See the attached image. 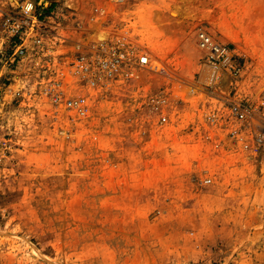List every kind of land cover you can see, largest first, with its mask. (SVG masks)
<instances>
[{"label":"rangeland","instance_id":"1","mask_svg":"<svg viewBox=\"0 0 264 264\" xmlns=\"http://www.w3.org/2000/svg\"><path fill=\"white\" fill-rule=\"evenodd\" d=\"M66 2L0 0V264H264V0ZM116 25L158 72L88 88L65 62ZM198 30L237 70L212 87Z\"/></svg>","mask_w":264,"mask_h":264},{"label":"built area","instance_id":"2","mask_svg":"<svg viewBox=\"0 0 264 264\" xmlns=\"http://www.w3.org/2000/svg\"><path fill=\"white\" fill-rule=\"evenodd\" d=\"M122 0H114L120 2ZM31 4L24 7V12L29 13ZM23 22L14 19L12 31L19 32ZM110 39L101 40L87 52L79 50L66 60L67 72L78 80L84 81L88 88H109L120 81L134 80L139 73H156L157 70H149L151 64L150 55L138 41L128 35L129 30L122 25L112 28ZM196 46L201 52L203 65L202 81L208 86H215L222 78L224 71L236 73L237 70L231 64V56L227 45L216 41L206 30H198L196 33ZM76 47H79L76 44ZM18 53L23 54L22 48ZM56 105L62 103L64 108L76 115L84 116L88 110V102L85 96L65 97V90L61 81H53L49 84L48 92ZM150 111H160L165 104L163 94L154 93L146 96ZM230 113L239 120L247 116L246 110L237 103L230 104ZM164 121V117L161 118Z\"/></svg>","mask_w":264,"mask_h":264},{"label":"bare ground","instance_id":"3","mask_svg":"<svg viewBox=\"0 0 264 264\" xmlns=\"http://www.w3.org/2000/svg\"><path fill=\"white\" fill-rule=\"evenodd\" d=\"M70 1H71V0H67L66 5H68V7L71 8ZM171 12H172V11H171ZM174 16H175V15H174ZM98 39H99V41H101V40L105 39V37H103V36H98ZM149 70H151L150 66H149Z\"/></svg>","mask_w":264,"mask_h":264}]
</instances>
